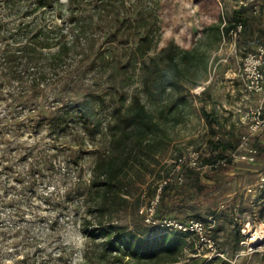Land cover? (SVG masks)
Instances as JSON below:
<instances>
[{"label": "trees", "instance_id": "1", "mask_svg": "<svg viewBox=\"0 0 264 264\" xmlns=\"http://www.w3.org/2000/svg\"><path fill=\"white\" fill-rule=\"evenodd\" d=\"M162 1L0 0V10L6 12L0 19V123L31 121L48 135L62 137L77 147L71 158L75 165L85 155L95 156L88 181L81 185L75 177L81 185L76 198H82L84 214L91 216L81 224L85 242L78 264H173L187 237L199 241L195 235L173 233L155 238L137 215L148 177L151 198L170 177L159 192L158 219L193 220L170 215L177 206L168 202H182L184 182L198 195L215 189L201 183L198 172L182 166L176 173L175 163H166L181 114L161 107L155 116L137 93L129 99L125 93L139 78L143 91L166 104L171 91L183 82L194 83L188 74L205 49L200 41L188 49L169 41L152 54L161 40ZM220 19L202 30L203 36L215 35L213 44L248 22L243 11L222 28ZM206 66L205 58L203 71ZM106 106L110 115L103 124L99 111ZM223 134L226 141H209L211 155L201 158L202 166L231 163L225 154L235 152L240 136L234 127ZM178 174L180 185L175 184Z\"/></svg>", "mask_w": 264, "mask_h": 264}, {"label": "rangeland", "instance_id": "2", "mask_svg": "<svg viewBox=\"0 0 264 264\" xmlns=\"http://www.w3.org/2000/svg\"><path fill=\"white\" fill-rule=\"evenodd\" d=\"M240 11L248 20L240 32L231 31L216 44L215 35H202L203 29L219 23V15L222 28ZM5 17L1 9L0 19ZM263 39L264 0L162 1L161 40L152 54L169 41L187 49L200 41L205 48L197 53V66L188 74L194 83L183 82L182 87L170 92L166 104L143 91L139 78L125 92L127 99L137 93L155 116L161 107L167 113L181 114L183 120L169 148L167 164L192 151L200 153L201 158L209 157V141H226L223 133L230 127L237 136L246 133L244 127L235 124L234 113L239 108L254 107L259 99L247 97L238 68L244 54ZM1 103L0 117L4 113ZM212 112L215 118L207 116ZM109 115L110 107L99 111L103 124ZM3 125L0 123V264L80 263L85 242L81 224L91 216L84 214L85 206L82 198H76V189L88 181L95 156L85 155L75 165L71 158L77 147L62 137L48 135L46 129L36 128L31 121L15 120ZM247 147L257 151L252 161L245 148H237L225 154L231 157V163L206 166L199 172V181L215 189L198 195L190 183L184 182L182 202H168L177 206L172 217L201 220L210 228L214 242L211 247L187 237L186 246L173 264H264V189L258 193L257 186L264 177V139L250 138ZM78 175L81 185L75 180ZM151 180L148 177L143 186L140 208L152 197V189H148ZM256 233L261 237L254 236Z\"/></svg>", "mask_w": 264, "mask_h": 264}, {"label": "built area", "instance_id": "3", "mask_svg": "<svg viewBox=\"0 0 264 264\" xmlns=\"http://www.w3.org/2000/svg\"><path fill=\"white\" fill-rule=\"evenodd\" d=\"M241 29V25H238L236 32H240ZM238 76L242 80L247 97L253 96L259 99L254 107L239 108L234 113L237 118L235 124L246 129V133L240 136L238 149L245 148L249 159L252 161L257 151L253 147H247L249 139H264V39L253 50L244 54L238 68ZM200 161V153L196 151L189 152L173 161L175 163L174 171L177 173L184 166L199 173L206 167L202 166ZM167 181H170V177L159 184L156 195L145 206L139 209L138 213L142 216L143 223L152 229V233L155 236L164 233L195 235L201 243H209V246L212 247L214 243L209 237L210 228L205 226L203 222L197 220L181 222L171 218H155V209L159 202V192L161 186L166 184ZM182 181V175L178 174L175 184L180 185ZM257 186L258 193L264 189V177L260 179Z\"/></svg>", "mask_w": 264, "mask_h": 264}, {"label": "bare ground", "instance_id": "4", "mask_svg": "<svg viewBox=\"0 0 264 264\" xmlns=\"http://www.w3.org/2000/svg\"><path fill=\"white\" fill-rule=\"evenodd\" d=\"M262 227H260V229H261ZM257 232V231H256ZM260 235V233H256V234H254V236H259ZM260 237H261V235H260ZM254 239V238H253ZM251 240H252V238H251Z\"/></svg>", "mask_w": 264, "mask_h": 264}, {"label": "crops", "instance_id": "5", "mask_svg": "<svg viewBox=\"0 0 264 264\" xmlns=\"http://www.w3.org/2000/svg\"><path fill=\"white\" fill-rule=\"evenodd\" d=\"M259 44V43H258ZM255 48V47H254Z\"/></svg>", "mask_w": 264, "mask_h": 264}]
</instances>
